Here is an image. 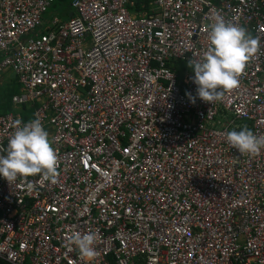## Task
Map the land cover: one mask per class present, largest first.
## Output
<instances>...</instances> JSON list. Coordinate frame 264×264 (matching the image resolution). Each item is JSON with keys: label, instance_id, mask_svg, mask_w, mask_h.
I'll return each mask as SVG.
<instances>
[{"label": "built area", "instance_id": "2783aa9c", "mask_svg": "<svg viewBox=\"0 0 264 264\" xmlns=\"http://www.w3.org/2000/svg\"><path fill=\"white\" fill-rule=\"evenodd\" d=\"M52 2L0 0V76L16 75L13 106L35 107L59 172L55 185L0 177V258L264 264V150L241 155L219 134L264 135V0H74L46 25ZM217 11L262 48L221 101L192 104L188 62ZM17 118L30 122L0 112V147ZM72 231L97 233L91 262L63 246Z\"/></svg>", "mask_w": 264, "mask_h": 264}, {"label": "clouds", "instance_id": "9594fccd", "mask_svg": "<svg viewBox=\"0 0 264 264\" xmlns=\"http://www.w3.org/2000/svg\"><path fill=\"white\" fill-rule=\"evenodd\" d=\"M210 19L212 22L207 26V49L199 58L188 62V67L194 71L192 82L196 85L195 96L186 93L192 104H195L197 98L209 104L221 101L226 91L239 86L240 75L262 48L259 36L254 37L246 28L226 21L220 11ZM10 127L14 131L9 136L7 147H0V177L11 185L18 178L27 182L28 177L40 175L43 181L55 185L59 176L58 157L41 121L37 118L22 124L21 119L17 118L11 122ZM219 134L225 136L230 148L238 150L241 155L257 156L264 150V135L254 134L247 126L239 131ZM27 186L31 188L32 184L28 182ZM96 240L95 231H72L66 236L63 246L69 252L78 250L81 258L91 262L96 256Z\"/></svg>", "mask_w": 264, "mask_h": 264}, {"label": "rangeland", "instance_id": "374dc122", "mask_svg": "<svg viewBox=\"0 0 264 264\" xmlns=\"http://www.w3.org/2000/svg\"><path fill=\"white\" fill-rule=\"evenodd\" d=\"M74 0H57L53 4V6L48 10V13L45 15V20H53L54 18H58L61 21H65L67 19L65 16L66 12H70ZM215 4H217L215 2ZM12 74H3L0 77V90L7 89L9 87V84H12L11 81ZM1 107V106H0Z\"/></svg>", "mask_w": 264, "mask_h": 264}, {"label": "trees", "instance_id": "16d2710c", "mask_svg": "<svg viewBox=\"0 0 264 264\" xmlns=\"http://www.w3.org/2000/svg\"><path fill=\"white\" fill-rule=\"evenodd\" d=\"M73 10H75L74 8H72ZM177 74H178V80L180 81L182 79V71L179 70L177 68ZM13 81V80H11ZM12 88H10L8 91L4 92V89L0 90V112L2 115H5L7 113L13 112V107L11 106V104H9L12 100V98L19 94V87L17 86V88H14V90H11ZM30 108L27 109V107H23L24 111L29 112L28 113H24L23 114V120H25L26 122L30 121L33 118V113H34V109ZM0 264H7L4 260L0 259Z\"/></svg>", "mask_w": 264, "mask_h": 264}, {"label": "crops", "instance_id": "0c3cea01", "mask_svg": "<svg viewBox=\"0 0 264 264\" xmlns=\"http://www.w3.org/2000/svg\"><path fill=\"white\" fill-rule=\"evenodd\" d=\"M57 1V0H56ZM223 0H213V2H216L217 4H220L221 2H222ZM72 4V3H71ZM70 7H71V5H70ZM73 13H74V10L72 9V7H71V10H70V12L68 11V12H66L65 13V16H66V18L65 19H70L72 16H73ZM49 21H51V20H49V19H47L46 20V25H48V23H49ZM66 21V20H65ZM179 70H181V68H179ZM182 71V70H181ZM8 74H12V78H11V80H13L12 81V84H9V87L7 88V89H4V92H6V91H8L10 88H12L11 90H14V88H17V86L19 87V94H17V95H15L13 98H12V100H11V102L9 103V104H11V106L13 107V109L14 110H16L22 117H23V114L24 113H28L29 112V108H27V109H29L28 110V112H26V111H24V109H19L18 110V108H15L14 106H13V100H14V98H16V97H18L22 92H21V86L19 85V83H18V81L16 80V77H14V74L12 73V72H7ZM6 73V74H7ZM1 77V76H0ZM183 78V77H182ZM182 80V79H181ZM180 83H182V82H180ZM24 119V118H23ZM231 129H236V127H233V128H231Z\"/></svg>", "mask_w": 264, "mask_h": 264}, {"label": "water", "instance_id": "95a60500", "mask_svg": "<svg viewBox=\"0 0 264 264\" xmlns=\"http://www.w3.org/2000/svg\"><path fill=\"white\" fill-rule=\"evenodd\" d=\"M14 77H16L15 74H14Z\"/></svg>", "mask_w": 264, "mask_h": 264}]
</instances>
